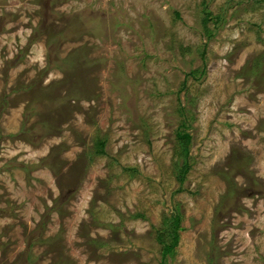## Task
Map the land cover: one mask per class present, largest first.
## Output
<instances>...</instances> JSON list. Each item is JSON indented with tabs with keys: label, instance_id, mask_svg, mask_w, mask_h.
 <instances>
[{
	"label": "rangeland",
	"instance_id": "374dc122",
	"mask_svg": "<svg viewBox=\"0 0 264 264\" xmlns=\"http://www.w3.org/2000/svg\"><path fill=\"white\" fill-rule=\"evenodd\" d=\"M0 264H264V0H0Z\"/></svg>",
	"mask_w": 264,
	"mask_h": 264
},
{
	"label": "trees",
	"instance_id": "16d2710c",
	"mask_svg": "<svg viewBox=\"0 0 264 264\" xmlns=\"http://www.w3.org/2000/svg\"><path fill=\"white\" fill-rule=\"evenodd\" d=\"M48 87L50 88V90L48 89L51 93L50 95L54 96L53 92L56 91V89L53 88L52 86H48ZM68 96H70V95H68ZM41 100L44 104L52 102L49 98H44V99L41 98ZM43 112H41V113H43ZM41 116H43L44 119L47 118L45 113L41 114ZM39 127H40V129H41V127H43V130L40 131V132H42L41 134H43V135H45L44 132L48 133L47 130L50 129L46 125V123L45 124L39 123ZM50 133L54 134L55 132L50 131ZM179 137L181 139H183L185 142L183 149H184L185 155L187 156L188 151H189L188 147H189V143L191 141V136L187 133H184V134L179 133ZM101 146L104 147V142L101 143ZM99 152L103 153V149L99 150ZM188 169H189V164L186 163L184 172L181 173V178H180L181 182L184 181L185 174L188 172ZM139 216H142V215H139ZM180 224H181V216H180V213L177 212V214H174L171 217V219L169 220V223L166 225V228L163 229L162 231H159L160 235L158 237V241L164 246V252H163L164 256H167V255L174 256L175 255V249L178 246L179 240H180L179 233H178V231L180 230Z\"/></svg>",
	"mask_w": 264,
	"mask_h": 264
}]
</instances>
